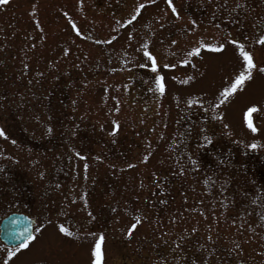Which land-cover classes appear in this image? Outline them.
<instances>
[{
    "label": "rangeland",
    "instance_id": "1",
    "mask_svg": "<svg viewBox=\"0 0 264 264\" xmlns=\"http://www.w3.org/2000/svg\"><path fill=\"white\" fill-rule=\"evenodd\" d=\"M172 4H0V264H264V0Z\"/></svg>",
    "mask_w": 264,
    "mask_h": 264
},
{
    "label": "water",
    "instance_id": "2",
    "mask_svg": "<svg viewBox=\"0 0 264 264\" xmlns=\"http://www.w3.org/2000/svg\"><path fill=\"white\" fill-rule=\"evenodd\" d=\"M34 220L24 214L13 213L0 223V240L7 247L20 246L25 237L33 234Z\"/></svg>",
    "mask_w": 264,
    "mask_h": 264
},
{
    "label": "snow or ice",
    "instance_id": "3",
    "mask_svg": "<svg viewBox=\"0 0 264 264\" xmlns=\"http://www.w3.org/2000/svg\"><path fill=\"white\" fill-rule=\"evenodd\" d=\"M6 3H8V0H0V4H6ZM168 5H169V7L171 8L172 12H173L174 14H176V9H175V7H174L173 4H172V0H168ZM141 7H143V5H141ZM133 19H135V17H133ZM74 27H75V26H74ZM259 43L264 44V36H261V37L259 38ZM221 47H222V46H221ZM241 48H243L242 45H241ZM194 51H195V52H199V49H195ZM241 55L244 57V60H245L246 65H247V68H248V69H251V68L253 67V63H252V58H251V56H250L247 52H244V51L241 52ZM145 56H147L148 59L151 61L152 70L155 72V71H156V61H155V58H154L153 56L149 55L148 52H145ZM166 67H167V65H166ZM260 71L264 72V68H261ZM156 79H157V81L159 82V80L161 79V77H157ZM244 79H245L244 73H241V74L236 78V83L232 85L233 89L236 88V85H237V84H242V82L244 81ZM160 90H161V92L164 91L162 85H160ZM249 111H250V112H254V111H256V109H255V108H252V109H249ZM250 126H251V125H250ZM253 131H255V128H253ZM4 135H5L4 131H3V130H0V136H4ZM13 143H15V141H13ZM132 227L134 228L135 225H133ZM59 231H60L62 234H64L66 237H67V236H71V233L68 232L63 226H61V227L59 228ZM30 239H32V237H31L30 235H29L28 237H25V241L30 240ZM101 240H103V237H100V239L97 240L96 243H95V245H94V249H93V251H92V255L95 257V259H94V261H93V264H100V256H101V251H100V249H101ZM21 246L26 248V247H28V244H27L26 242H22ZM18 250H19V249H17V251H18ZM13 255H14L13 252H11V251L8 252V256H9V257H12ZM5 264H7V262H5Z\"/></svg>",
    "mask_w": 264,
    "mask_h": 264
},
{
    "label": "trees",
    "instance_id": "4",
    "mask_svg": "<svg viewBox=\"0 0 264 264\" xmlns=\"http://www.w3.org/2000/svg\"><path fill=\"white\" fill-rule=\"evenodd\" d=\"M224 137L226 139H228L226 136H224ZM210 146L211 147L208 148V151H211L215 155L214 158L216 159V161L214 162L212 160L211 161L210 160H207V158H206V155H207V153H206V147H204L203 144H200L198 147H196V149H199V151H198V154H199V157L198 158H199V160L203 159V160H205V162L207 163V165H211L212 167H215L217 169H219V167L222 168V162L221 161H225V163H227L228 160L230 159V160H232V162H234L235 164H237V159H236V157L233 156V154L232 155H229V154H226L224 152V151H226V149H225L226 147L224 145L222 147H220V146L215 147L213 145H210ZM231 147L234 148L232 145H231ZM216 149H219V150H216ZM241 156L243 158V162H242L241 166L243 167L244 171L246 170V167H247V161L249 162L250 160L257 158L261 162V159L255 153H250L248 151H245V152H242ZM217 171H219V170H217Z\"/></svg>",
    "mask_w": 264,
    "mask_h": 264
},
{
    "label": "flooded vegetation",
    "instance_id": "5",
    "mask_svg": "<svg viewBox=\"0 0 264 264\" xmlns=\"http://www.w3.org/2000/svg\"><path fill=\"white\" fill-rule=\"evenodd\" d=\"M186 7L189 8V11H190L191 13H193V11H195L196 9L199 8L198 6H195V5H193V4H188V3L186 4ZM205 12H207V11H204L203 14H204Z\"/></svg>",
    "mask_w": 264,
    "mask_h": 264
}]
</instances>
